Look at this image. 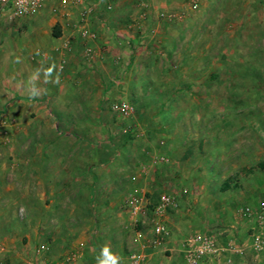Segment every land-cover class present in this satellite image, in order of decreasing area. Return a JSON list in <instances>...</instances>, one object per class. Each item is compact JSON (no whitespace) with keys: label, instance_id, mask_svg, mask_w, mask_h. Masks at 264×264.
Masks as SVG:
<instances>
[{"label":"rangeland","instance_id":"1","mask_svg":"<svg viewBox=\"0 0 264 264\" xmlns=\"http://www.w3.org/2000/svg\"><path fill=\"white\" fill-rule=\"evenodd\" d=\"M109 5L95 22L111 45L89 44L93 65L74 62L86 79L56 91L48 102L55 119L39 123L32 111L12 121L17 98L0 109V264L146 259L154 254L153 209L163 195L173 206L163 218L171 232L162 251L170 242L183 250L196 233L230 237L242 250L250 243L255 222L242 210L264 202V0ZM74 10L44 0L25 17L0 20V91L40 81V42ZM73 25L66 36L85 46ZM123 104L133 113L123 115ZM40 137H68L57 149L75 154L56 152L55 166L46 158L53 143ZM46 159L52 163L44 168ZM53 166L66 168L61 182L75 188L41 189L40 171ZM133 198L142 199L139 216Z\"/></svg>","mask_w":264,"mask_h":264},{"label":"crops","instance_id":"2","mask_svg":"<svg viewBox=\"0 0 264 264\" xmlns=\"http://www.w3.org/2000/svg\"><path fill=\"white\" fill-rule=\"evenodd\" d=\"M89 4L92 5V12L89 16V25H91V30L94 34L93 38L91 39H82L78 35V41L80 42H87L85 46L79 45V43H75L71 45V48L66 51H60L59 45L61 43L62 37L66 36V32H68V28L70 24H76L79 21L80 17V8H75L77 12H72V17L65 19V25L61 23L62 28V36L59 38H55L51 36L47 39H44V41L40 42V51H42V54H40V81L35 79L34 77L28 78V80L23 81L18 86L12 89V91H0V109L3 107V103L7 102L8 100H11L12 98L15 99L14 102L10 104L9 112H8V118H10L12 121L16 122L19 115L27 116L29 115V112H35L36 116L35 119L39 123H45L44 116H51L55 119L56 114H54L53 110H55V107L51 105L52 98H54L55 93L57 90L61 89V87H65V85H72L78 83V80H85L86 77L83 75V71L81 77H84L83 79H78L80 77L78 73V69L76 66L77 63L74 64V62L84 60L86 63H89L93 65L96 63V57L94 58H88L85 53L86 47H91L89 44H94V46L100 45H111L110 40L107 35H104L101 31V27L99 25L100 22H95L97 19V16L105 14L104 12L105 7L109 4H119V0H87ZM96 2V3H95ZM105 4H108L105 6ZM104 5V6H103ZM74 10V11H75ZM177 13H180V11H176ZM97 21V20H96ZM70 23V24H69ZM100 23V24H99ZM74 27V26H73ZM90 27V26H89ZM113 31H119L122 30V26L120 24H116L114 28H112ZM71 31V30H69ZM111 39L115 38L113 35L110 36ZM89 45V46H88ZM91 50L94 54L93 48L91 47ZM109 50H111V47H109ZM108 50V51H109ZM96 53V52H95ZM109 54V52H108ZM90 56V55H89ZM95 59V60H94ZM65 61V69L60 70L59 65L61 61ZM88 60V61H86ZM96 61V62H95ZM88 64V66H90ZM40 82V84H39ZM60 87V88H59ZM75 87V86H74ZM26 97H32L34 99H38L40 103L35 104L32 103V100H27ZM48 103V104H47ZM31 109V110H30ZM30 110V111H29ZM135 110V107H134ZM21 113V114H20ZM32 115V113L30 114ZM51 119V118H50ZM5 120V119H4ZM41 140L52 142L54 145V153L53 156H50V154L46 157L47 159H51L53 157V164L55 165L54 158L56 157V152H60V154H65L66 156L70 157V155L75 154V150L72 148H62L63 145H61V151L57 149V143H63L66 142L68 137H40ZM69 140V139H68ZM55 143V144H54ZM60 147V146H59ZM43 161L42 166L45 168L48 164L52 163L51 161L47 160ZM56 166V165H55ZM53 166V172L50 170H42L40 171V188L43 190H57V189H69V188H75L73 186L67 185L64 181L61 182L62 173H66V168L59 167L57 170V167ZM73 167V166H72ZM68 173H71L73 180L72 183L74 184L75 176H76V170L73 168V171L71 169ZM92 171V170H91ZM90 169L88 171H84L85 174H87L90 177V183L89 188H92V174ZM69 178V179H71ZM229 238H220V243L222 246H225ZM170 242V241H169ZM166 244V243H164ZM163 244V245H164ZM155 250L153 251L154 254H149L148 257L142 261L141 264H186L184 259V253L183 250L180 249V246H176L173 243H168V246L164 250H169L171 252V256L168 258H163V251L162 248L154 247ZM244 252L242 253H234L229 250L225 251L220 259L218 261H208L202 264H264V252L257 253L253 251V249L249 245H244ZM38 255L40 254V250L37 251ZM151 255V256H150ZM163 258L165 260H161L160 262L155 261V259ZM104 260V259H103ZM101 261V264H104V261ZM108 261V259H107ZM32 264V263H28ZM40 264V263H38ZM42 264H48L45 260ZM108 264H115V261L109 262Z\"/></svg>","mask_w":264,"mask_h":264},{"label":"built area","instance_id":"3","mask_svg":"<svg viewBox=\"0 0 264 264\" xmlns=\"http://www.w3.org/2000/svg\"><path fill=\"white\" fill-rule=\"evenodd\" d=\"M43 2L44 0H0V20L4 17H25L35 12ZM62 5L68 6V8H80L79 21L73 25L74 31L82 39L93 38L94 34L88 24L92 5L87 0H62ZM107 9L111 10L112 6L108 5ZM71 45L70 38L63 36L59 50H69ZM85 53L88 56L91 55V48L86 47ZM59 69H65L64 60L61 61ZM119 108L123 115H130L134 111V106L128 104H123ZM4 124L5 121L0 114V138L4 132ZM130 202L134 216L143 214L142 199L133 198ZM172 206L173 198L170 195L161 196L158 203L154 206L153 239L151 241L153 247L161 246L165 238L170 235L171 231L163 218ZM242 216L244 218H252L255 222V225L252 227L250 247L257 253L264 252V202L258 210L246 207L242 210ZM182 249L186 264H202L208 261L216 262L227 250L234 253H241L243 251L232 239H229L226 245L222 246L218 237L205 233H196L188 237L183 242ZM144 258L143 254L132 255L128 264H141Z\"/></svg>","mask_w":264,"mask_h":264},{"label":"trees","instance_id":"4","mask_svg":"<svg viewBox=\"0 0 264 264\" xmlns=\"http://www.w3.org/2000/svg\"><path fill=\"white\" fill-rule=\"evenodd\" d=\"M52 36L55 37V38H59L62 36V28H61V25L57 24L53 27V30H52Z\"/></svg>","mask_w":264,"mask_h":264},{"label":"clouds","instance_id":"5","mask_svg":"<svg viewBox=\"0 0 264 264\" xmlns=\"http://www.w3.org/2000/svg\"><path fill=\"white\" fill-rule=\"evenodd\" d=\"M105 254L107 255V250H105Z\"/></svg>","mask_w":264,"mask_h":264}]
</instances>
